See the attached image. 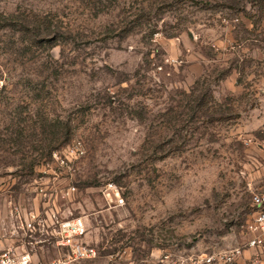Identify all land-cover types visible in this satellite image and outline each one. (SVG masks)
Returning a JSON list of instances; mask_svg holds the SVG:
<instances>
[{
	"label": "rangeland",
	"instance_id": "374dc122",
	"mask_svg": "<svg viewBox=\"0 0 264 264\" xmlns=\"http://www.w3.org/2000/svg\"><path fill=\"white\" fill-rule=\"evenodd\" d=\"M0 85V253L66 252L50 219L13 236L15 204L83 218L79 264H195L250 236L264 0H0Z\"/></svg>",
	"mask_w": 264,
	"mask_h": 264
},
{
	"label": "built area",
	"instance_id": "2783aa9c",
	"mask_svg": "<svg viewBox=\"0 0 264 264\" xmlns=\"http://www.w3.org/2000/svg\"><path fill=\"white\" fill-rule=\"evenodd\" d=\"M1 87V85H0ZM82 153L81 149H77ZM61 163L62 159L54 154ZM252 207V223L249 225L250 236L242 247L218 251L215 254H204L195 261V264H240L239 259L244 253V248L250 251L249 264H263L261 254L264 252V192H253L250 198ZM52 217L42 218L34 210L27 209L24 205L15 204L11 207L9 219L11 221V234L20 241H27L29 244L35 241V233H42L41 227L46 225L50 219L56 230L51 233L56 244L66 250L63 255L47 264H79L81 261L95 256V250L89 244L84 243L83 236L87 233V225L83 218L74 217L71 219L59 220ZM40 242L42 240H39ZM0 264H36L31 260V253L25 246L7 247L0 253Z\"/></svg>",
	"mask_w": 264,
	"mask_h": 264
},
{
	"label": "crops",
	"instance_id": "0c3cea01",
	"mask_svg": "<svg viewBox=\"0 0 264 264\" xmlns=\"http://www.w3.org/2000/svg\"><path fill=\"white\" fill-rule=\"evenodd\" d=\"M262 260H264V252H263V254H262ZM240 264H242V263H240Z\"/></svg>",
	"mask_w": 264,
	"mask_h": 264
}]
</instances>
